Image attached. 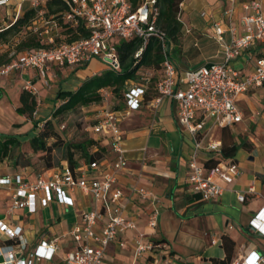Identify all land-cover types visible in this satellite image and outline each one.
I'll list each match as a JSON object with an SVG mask.
<instances>
[{"label":"crops","instance_id":"1","mask_svg":"<svg viewBox=\"0 0 264 264\" xmlns=\"http://www.w3.org/2000/svg\"><path fill=\"white\" fill-rule=\"evenodd\" d=\"M33 1L12 0L1 6L0 27H8L33 8ZM250 1H183L180 6L183 31L179 40L170 44V59L181 75L202 65L224 61L223 49L215 40L212 25L221 21L227 31L226 42H230L231 30L236 35L243 31L240 24V18L245 14L243 4ZM8 48L1 46L0 51ZM14 48L13 43L11 49ZM261 58H264V40L255 42L233 62V66L246 74L254 70L256 60ZM108 70L105 62L93 59L84 67L54 66L46 78H40L35 69L2 77L0 133L19 135L23 141L33 138L47 120L54 118L57 108L68 101V97L59 98L60 93H75L85 82ZM26 80H32L39 91L34 121L17 113ZM101 92L105 93L103 102L82 108L85 120H95L104 110H115L111 91L103 89ZM149 96L152 98L146 100L142 109L121 118L125 167L115 169L118 154L109 136L91 131L90 139L99 142L104 149V157L98 162L99 167L94 169L80 160L75 171L79 177L87 178L114 175L116 182L108 198L111 199L114 191H120L123 211L136 224L135 230L119 237V241L126 242L124 248L119 246V241L109 246L105 254L106 264H157L149 254L143 259H135V240L140 235H144L146 241L168 243L179 264H214L215 259L231 264L252 251L264 254V236L250 228L251 219L264 208V85L251 89L239 98L237 105L242 113V121L237 124L223 127L215 117L204 118L199 113L197 137L185 131L179 123L178 105L174 100L165 98L158 107H153L156 93L150 92ZM53 121L60 131L62 122H59V118ZM201 122L204 125L200 126ZM64 139L66 144L70 143L69 138ZM198 142L199 149L196 147ZM212 144L217 148L211 149ZM232 145L239 147L236 154L223 158V147ZM97 149V146H93L90 150L94 152ZM60 153L57 165L42 173L31 166L14 168L5 161L0 164V176L20 174L28 182H35L41 176L52 179L57 172L69 167L65 147ZM195 153L198 164L206 168L214 161L234 160L239 164L240 175L225 185L220 198L204 201L192 191L188 182V165ZM252 186L254 193L249 192ZM11 194V188L0 187V225L6 223L11 228H20L21 237L9 240L0 232V264L10 261V250L15 251L16 262L31 259L32 264H66V254L77 247L72 231L83 224V214L104 207V203H97L90 193L65 188L68 202L62 201L56 192H51L50 200L45 205L43 199L47 195L42 192L37 198L36 212L30 213L27 209L12 210ZM239 195L245 196L243 202L239 201ZM154 206L160 213L155 230L148 227V218ZM53 240H57L59 251L52 259L36 261L33 255L37 246L42 241ZM20 242L26 243L23 253L19 252ZM220 245L224 255H221L222 249L218 248ZM216 256L220 257L213 258Z\"/></svg>","mask_w":264,"mask_h":264},{"label":"built area","instance_id":"2","mask_svg":"<svg viewBox=\"0 0 264 264\" xmlns=\"http://www.w3.org/2000/svg\"><path fill=\"white\" fill-rule=\"evenodd\" d=\"M11 1L0 0V7ZM48 1L50 0L33 1L32 5L38 10V16L28 28L40 36L45 47L20 53L8 65L0 67V77L35 69L40 78H46L54 66L84 67L93 59L105 62L113 71H120V41L141 39L143 47L135 55L140 58L150 40L156 38L162 44L164 61L161 65V76L155 85L153 107H158L165 98L174 100L178 105L179 123L185 131L195 137L198 135L199 113L204 118L215 117L216 122L223 127L237 124L242 121V113L237 105L239 98L251 89L264 85V58L257 59L254 70L246 74H242L233 66V62L242 57L255 42L264 40L263 0H252L243 4L245 14L240 18L243 31L236 35L231 30L230 42H226L227 31L224 24L221 21L213 23L215 40L223 49V62L202 65L183 75L170 59L171 43L166 33L157 26V0H142L136 9L131 0H63L68 7L63 14V21L74 26L82 22L90 35L73 43L60 44H56L58 23L46 17L44 7ZM154 76L153 71H147L140 80L130 81L126 88V108L121 111L104 110L96 116L95 124L91 126L94 133L109 136L111 145L118 154L114 165L116 170L123 169L126 165L121 118L145 106L146 95ZM24 90L35 96L39 92L32 80L25 81ZM201 125H204V122H201ZM196 147L200 148L199 142ZM210 148L214 150L217 146L212 144ZM89 166L94 169L99 167V163ZM188 167L191 189L204 201L220 198L224 194L225 185L232 183L240 175V167L236 161L221 162L212 168H206L198 164L197 153L191 157ZM115 182V176L109 174L93 178L79 177L69 167L57 172L52 179L41 176L35 182H28L20 174L0 176V187L7 186L12 190V210L27 209L30 213L36 212L37 198L42 192L47 195L43 199L45 205L50 200L51 192H56L62 201L68 202L65 188L71 191L80 189L92 194L97 203H104L103 208L85 212L82 217L83 224L72 231L77 247L75 251L66 254V264H106L105 254L109 246L119 241L122 235L136 229L134 221L123 211L120 202L122 193L114 191L111 199L108 198ZM249 192H255L253 186L249 188ZM238 199L243 202L245 196L239 195ZM159 215L158 208L154 206L148 218L150 229L157 228ZM250 228L264 236V208L251 219ZM0 232L9 240L21 237L20 228H11L6 223L0 225ZM119 246L124 248L126 242L119 241ZM25 248L26 243L20 242L19 252L23 253ZM59 248L57 240L42 241L33 257L36 261L52 259ZM147 254L154 258L157 264H179L168 243L146 241L144 235H140V238L135 240L134 257L140 260ZM9 256L10 261L6 264H32L31 259L16 262L14 250L9 251ZM231 264H264V254L252 251Z\"/></svg>","mask_w":264,"mask_h":264},{"label":"trees","instance_id":"3","mask_svg":"<svg viewBox=\"0 0 264 264\" xmlns=\"http://www.w3.org/2000/svg\"><path fill=\"white\" fill-rule=\"evenodd\" d=\"M184 0H157L156 6L159 8V17L157 26L166 33L169 42L175 43L183 31V25L180 21V6ZM133 7H139L142 0H131ZM68 9L63 0H50L45 6L46 17L57 22L59 25L58 33L65 41H59L56 37V44L73 43L90 35L84 24L80 22L77 26L71 23H65L62 19L63 14ZM38 16V10L31 8L24 15L19 17L8 27H0V47L9 46L6 51H0V67L8 65L14 58L24 51H34L44 48L42 39L38 34L29 31V27ZM15 40H18L15 43ZM15 48L11 49V45ZM143 47V42L139 38L131 41H121L118 45V51L121 61L120 71L108 70L100 76L94 77L85 82L79 91L75 93H60L59 98H69L54 113V118L78 110L79 108L88 107L93 104L103 102L105 93L101 90L111 91L113 98L120 99L123 105L116 107V111L126 108V88L129 81L140 80L147 71H153L155 76L152 78L149 93L146 100H149L150 92L155 94V85L161 76V65L164 61V53L161 42L153 38L145 47L140 58H136V53ZM154 96V95H153ZM37 98L35 95L23 91L21 95V107L17 108V113L27 116L34 121L35 112H37ZM53 119L47 120L37 135L29 140H21L19 135L0 133V164L9 161L13 167L29 166V162L22 163L20 159L24 157L22 148L27 146L32 153L42 154L45 160H48V169L54 167L53 153L56 149L65 147L66 158L69 168L75 173L79 167V161L84 160L88 165L99 162L104 157V149L99 142L89 139L81 143L72 142L66 144L62 133L56 128ZM59 122H61L59 120ZM35 130H36V123ZM97 146V151L92 152L90 149ZM246 147V145H243ZM238 145H232L229 148L222 149L223 158L233 157ZM16 150L19 153L16 154ZM221 163L214 161L207 168H212ZM225 246V243H224ZM214 264H226L225 261L215 259Z\"/></svg>","mask_w":264,"mask_h":264},{"label":"rangeland","instance_id":"4","mask_svg":"<svg viewBox=\"0 0 264 264\" xmlns=\"http://www.w3.org/2000/svg\"><path fill=\"white\" fill-rule=\"evenodd\" d=\"M60 33H57L59 41H65V38L60 37ZM121 42V41H120ZM2 77H0V80ZM1 83V82H0ZM123 105V102L120 99L113 98V108L119 107ZM85 113H83L82 108H79L76 111L63 114L59 117V120L61 125L60 126V132L64 134V137L69 138L70 142L77 144L84 142L86 140L90 139V133H91V126L95 124V120H85ZM62 148L56 149L53 153V163L54 166L57 165L59 162V157H61V151ZM19 153L18 150H16V154ZM22 153H24V157L20 159L22 163L29 162V166L33 167L38 173H42L44 170L48 169V160L44 159V156L42 154H34L31 152V150L24 146L22 148ZM9 166H12V163L7 161ZM19 167L23 168L26 166L20 165ZM15 168V167H14ZM218 248L222 249V254L224 255V249L222 246H218ZM221 252V251H220ZM220 256H216L213 258H219Z\"/></svg>","mask_w":264,"mask_h":264}]
</instances>
